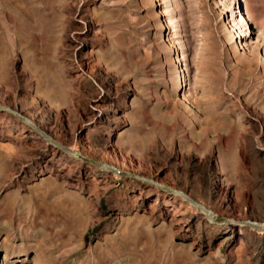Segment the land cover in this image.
I'll return each mask as SVG.
<instances>
[{"label": "rangeland", "instance_id": "obj_1", "mask_svg": "<svg viewBox=\"0 0 264 264\" xmlns=\"http://www.w3.org/2000/svg\"><path fill=\"white\" fill-rule=\"evenodd\" d=\"M0 106L230 221L0 112V264H264V0H0Z\"/></svg>", "mask_w": 264, "mask_h": 264}, {"label": "water", "instance_id": "obj_2", "mask_svg": "<svg viewBox=\"0 0 264 264\" xmlns=\"http://www.w3.org/2000/svg\"><path fill=\"white\" fill-rule=\"evenodd\" d=\"M0 112H7L11 115L14 116H18V118L26 125L30 126L31 128H36L35 123H33L30 119H28L27 117H24L20 114H18L17 112H15L13 109L10 108H4L2 106H0ZM43 137L50 142L55 148H57L58 150H60L61 152L67 154L68 156L75 158L78 161H81L85 164L94 166L96 168H98L101 171H105V172H110L113 173L115 175H118L122 178H126V179H132L134 181L140 182V183H144V184H148L151 185L153 187H157L160 191L164 192V193H168L172 196L178 197L180 199H182L183 201H185L186 203H188L189 205H191L192 207H194L195 209H197L200 214L205 215L208 219V221L212 224H224L227 222H230L227 219L224 218H217L215 217L212 212H210L208 209H206L204 206H202L201 204L197 203L196 201L190 199L188 196H186L183 193L177 192L174 189L168 188V187H164L160 184H157L151 180H147L143 177H140L136 174L130 173V172H126V171H122V170H118L114 167L108 166L106 164H102L96 160L90 159L85 157L84 155H82L81 153L78 152H73V151H69L68 149H66L65 147L59 145L58 143L54 142L50 137L48 136H44ZM242 224L243 227H247L250 229H254L257 231H263L264 232V225L260 224V223H256L253 221H245Z\"/></svg>", "mask_w": 264, "mask_h": 264}, {"label": "bare ground", "instance_id": "obj_3", "mask_svg": "<svg viewBox=\"0 0 264 264\" xmlns=\"http://www.w3.org/2000/svg\"><path fill=\"white\" fill-rule=\"evenodd\" d=\"M5 108V107H4ZM19 112L21 113V114H23V115H25L24 113L25 112H23L22 110H19ZM19 114V113H18ZM20 114V115H21ZM18 117V116H17ZM33 122V121H32ZM34 123V122H33ZM36 125V124H35ZM34 130H36V131H38L42 136L44 135V136H48V137H50L54 142H56V143H58L59 145H61V146H63V147H65L66 149H68L69 151H73V152H75L76 150H74L73 148H71V147H69V146H67L66 144H64L63 142H61L59 139H57L55 136H53L46 128H44L41 124H39V123H37V125H36V128H33ZM77 152V151H76ZM64 155H66V156H68L67 154H65L64 153ZM83 155V154H82ZM65 157V156H64ZM68 157H70V156H68ZM99 162V161H98ZM101 163V162H100ZM102 164H104V163H102ZM106 165H108V164H106ZM108 166H110V165H108ZM111 167H113V166H111ZM115 168V167H114ZM117 169V168H116ZM119 170V169H118ZM141 177V176H140ZM175 190V189H174ZM175 191H177V190H175ZM177 192H179V191H177ZM180 193H182V192H180ZM184 194V193H183ZM186 195V194H185ZM187 196V195H186ZM189 198H190V196H188ZM190 199H192V200H194V201H198L197 199H195V198H190ZM198 203V202H197ZM206 208V207H205ZM207 209V208H206ZM210 211V210H209ZM210 212H212V211H210ZM212 214L215 216V214L212 212ZM205 216V215H204ZM242 221V220H241ZM243 222H245V221H242V222H240V223H243ZM263 223H264V221H262ZM231 223H237V222H235V221H233V222H231ZM239 223V228H240V230L243 228V226H242V224H240Z\"/></svg>", "mask_w": 264, "mask_h": 264}]
</instances>
